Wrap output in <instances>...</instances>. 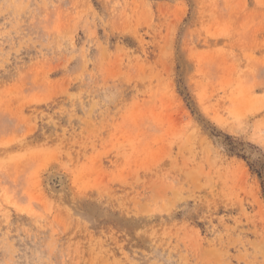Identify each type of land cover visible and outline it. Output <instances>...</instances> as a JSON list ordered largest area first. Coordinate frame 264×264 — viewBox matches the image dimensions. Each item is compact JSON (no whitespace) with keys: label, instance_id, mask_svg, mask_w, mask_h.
I'll return each mask as SVG.
<instances>
[{"label":"rangeland","instance_id":"rangeland-1","mask_svg":"<svg viewBox=\"0 0 264 264\" xmlns=\"http://www.w3.org/2000/svg\"><path fill=\"white\" fill-rule=\"evenodd\" d=\"M0 264H264V0H0Z\"/></svg>","mask_w":264,"mask_h":264}]
</instances>
